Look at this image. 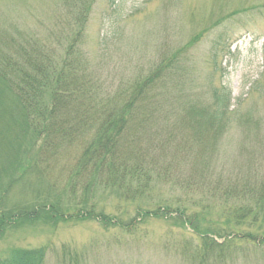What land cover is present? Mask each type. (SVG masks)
<instances>
[{"label":"rangeland","instance_id":"obj_1","mask_svg":"<svg viewBox=\"0 0 264 264\" xmlns=\"http://www.w3.org/2000/svg\"><path fill=\"white\" fill-rule=\"evenodd\" d=\"M82 7L75 56L85 60L86 73L101 86L99 96L125 89L162 62L173 61L159 112L174 125L172 144L163 150L166 122L161 117L155 143L157 154L168 155L166 161H184L169 178L160 172L145 191L129 185L124 196V187L93 183L87 173L75 177L92 135L83 128L70 143L56 145L42 178L29 175L25 184L11 188L8 202L3 198L5 208L38 202L59 207L67 221L7 230L0 237V256L46 247L44 264H71L60 255L66 246L80 256V264H192L185 250L199 245L200 238L173 219L179 214L192 218L199 233H264V209L241 192V178H260L264 172V0H88ZM74 19L61 0H0V63L7 50L14 55L22 41L38 40L50 62L47 71L59 70L62 61L74 58L67 56L78 27ZM214 93L229 98L224 128L216 139L208 133L197 139L186 126L187 112L207 107L208 115ZM33 157L28 148L16 178ZM8 180H2L3 189ZM244 206L253 213L235 229V209ZM158 209L172 217L139 215ZM81 212L113 218L118 226L77 219ZM254 215L258 222L249 227ZM233 247L220 264H264L263 253L246 243L236 254Z\"/></svg>","mask_w":264,"mask_h":264},{"label":"trees","instance_id":"obj_2","mask_svg":"<svg viewBox=\"0 0 264 264\" xmlns=\"http://www.w3.org/2000/svg\"><path fill=\"white\" fill-rule=\"evenodd\" d=\"M61 1L75 15L74 27L78 26L67 51V56L74 58L62 61L59 70L49 68L47 71L46 66L50 62L44 46L38 40H24L14 55H10L7 50L4 55L6 58L0 63V189H3L2 180L9 179L3 189L4 196H0V237L7 230L23 223L56 224L67 221L59 207L32 202L28 206L17 204L5 208L7 205L3 198L8 202L7 194L11 188L19 183L25 184L29 175L42 178L48 158L55 155L54 151L57 153L56 145L70 143L69 140L83 128L88 127L92 135L89 146L85 147L77 164L75 177L87 173L90 178L94 176L93 183L108 182L117 188L124 187V196L127 195L129 185H135L136 191H145L152 176L161 177L160 172L164 173L163 177L169 178L173 167L178 168L177 165L184 161L181 159L175 164L173 161H166L168 155L157 154L155 143L161 129L160 119L163 118L166 122V145L163 150L168 151L172 144L170 128H174V125L168 123L167 114L166 117H161L159 112L162 110L161 105L165 104L164 91L170 79V73L167 72H170L173 61L162 62L151 73L128 84L125 89H119L113 94L106 93L105 97L99 96L98 83L93 73H86L85 60L75 56L76 42L81 37V24L85 17L82 6L88 0ZM98 88L102 89L99 85ZM228 102L226 93L219 97L214 93L210 104L212 109L208 115L205 114L207 107L187 112L186 126L195 138L201 139L208 133L216 139L221 134L224 128L223 117L229 109ZM28 148L34 157L27 160L30 163L27 169H23L16 178L23 153H27ZM241 181L245 182L241 191L243 197L248 195L256 207L263 210L264 172L260 178L251 175L241 178ZM252 181L254 186H249ZM169 212L167 209H158L139 215H168L171 218ZM252 213L253 209L249 206L235 209V229L244 224L242 218L246 220ZM68 216V219L73 218ZM76 217L81 220L96 219L95 221L104 225L118 226L113 218L95 216L90 212L77 213ZM257 217L258 215H254L247 222L249 227L258 222ZM173 219L182 227L189 226L200 238L199 245L185 250V257L192 264L223 263L234 242L235 254L241 244L246 243L264 255V233L220 235L222 233L214 234L209 230L199 233L192 218H183L179 214ZM47 251L46 247L13 249L0 256V264H44ZM59 251L62 261L80 264V256L68 247L62 246Z\"/></svg>","mask_w":264,"mask_h":264}]
</instances>
